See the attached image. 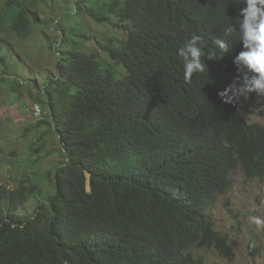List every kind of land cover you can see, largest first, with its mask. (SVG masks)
Wrapping results in <instances>:
<instances>
[{"label": "trees", "instance_id": "16d2710c", "mask_svg": "<svg viewBox=\"0 0 264 264\" xmlns=\"http://www.w3.org/2000/svg\"><path fill=\"white\" fill-rule=\"evenodd\" d=\"M92 1L74 0L53 22L62 35L50 44L60 54L48 86L58 85V97L50 93L42 123L56 132L64 158L52 191L25 184L10 190L0 181V264H203L191 251L198 245L234 254L205 212L236 169L251 175L259 170L248 164L264 167V127L241 114L264 95L233 102L219 95L242 83L234 64L242 41L224 29L239 30L246 3L106 0L96 9ZM82 5L99 22L112 13L129 27L123 43L98 41L111 63L82 49V32L76 49L65 52L64 40L82 23L62 22ZM28 12H38L34 0H0V24L14 25ZM192 34L206 48L216 38L229 47L218 59L205 57V71L186 83L178 50ZM31 196L38 199L33 215L21 213Z\"/></svg>", "mask_w": 264, "mask_h": 264}, {"label": "rangeland", "instance_id": "374dc122", "mask_svg": "<svg viewBox=\"0 0 264 264\" xmlns=\"http://www.w3.org/2000/svg\"><path fill=\"white\" fill-rule=\"evenodd\" d=\"M106 0H93L91 5L99 9ZM38 12L24 14L22 20L12 25L6 20L0 24V181L10 189L20 184L42 193L54 189V172L63 162L61 144L56 132L44 121H49L50 93L57 101V84L48 86V79L58 74L59 50L50 48L51 42L59 43L62 31L53 27L60 14L73 10L74 0H34ZM73 18L65 19L63 26L78 27L68 34L64 41L65 52L82 49L93 52L105 63H111L101 41L115 40L123 43L128 36L129 27L117 25L112 13H106L110 20H95L84 6L78 7ZM28 16V20L25 19ZM71 21V22H70ZM88 36V37H87ZM91 38V39H90ZM93 39H95L93 41ZM116 64V63H114ZM106 66V65H105ZM123 75L122 66H116ZM49 87V88H47ZM39 104L42 113L34 114ZM250 121L264 125V99L258 102L257 111L250 114ZM38 199L31 196L21 213L31 215ZM209 218L215 229L227 236L234 247V257L226 259L211 250H202L206 264H264V226L251 222V216L264 219V180L245 177L241 170L235 172L231 188L220 196L209 210Z\"/></svg>", "mask_w": 264, "mask_h": 264}, {"label": "clouds", "instance_id": "9594fccd", "mask_svg": "<svg viewBox=\"0 0 264 264\" xmlns=\"http://www.w3.org/2000/svg\"><path fill=\"white\" fill-rule=\"evenodd\" d=\"M246 7L240 9V15L242 19L237 21L238 31L235 27L230 24L224 29L225 35H231L233 32L239 33V40L242 41L243 50H241L234 57V64L237 67V72L240 74L236 77V80H241L242 83L237 87L236 83L229 85L226 89L219 93V95L225 98L228 102H233L234 97L243 95L247 97L250 93H256L257 95H264V0H244ZM58 18V17H57ZM110 20V17H109ZM56 30V29H55ZM214 48H206L203 46V38L199 34H192L189 39L184 43L182 47L179 48L178 54L183 58L184 61V79L186 83H190L194 73H202L205 71L206 65L204 63V58L208 59H218L224 55L229 47V43L221 38H216L214 41ZM217 50L221 53L217 55ZM125 70V69H124ZM231 93L232 95H229ZM257 102L251 111L244 110L241 112L245 121L249 124L258 123L263 127L264 125L258 121H250V114H254L258 108V102L260 99H264V96H257ZM42 109L39 104L34 107V114L36 116L41 115ZM250 171L257 172L251 173L249 175L244 168L239 167L231 175V185L224 193L217 195L214 203L205 212L206 219L211 223V226L215 232H217L222 238H226L229 242L227 236L223 235L217 229L215 225L209 218V210L215 205L218 198L226 194V192L231 188L233 183V177L236 171L241 170L245 177L257 178L259 180H264V167H254L250 164L247 165ZM55 174V172H54ZM30 200V199H29ZM28 200V201H29ZM37 206V205H36ZM35 206V207H36ZM34 211V210H33ZM33 215V213L31 214ZM250 220L257 226H264V219L259 216H251ZM192 249V253L200 255L203 258V264H206L205 256L200 253V251L211 250L216 252L220 257L230 259L233 258L235 253L228 254V250L219 249L215 246H201ZM233 252L234 247L232 246Z\"/></svg>", "mask_w": 264, "mask_h": 264}]
</instances>
